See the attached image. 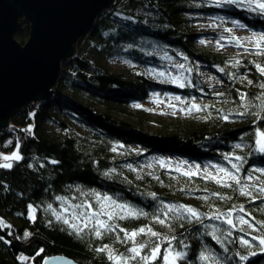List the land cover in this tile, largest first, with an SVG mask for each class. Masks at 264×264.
<instances>
[{
    "label": "trees",
    "instance_id": "obj_1",
    "mask_svg": "<svg viewBox=\"0 0 264 264\" xmlns=\"http://www.w3.org/2000/svg\"><path fill=\"white\" fill-rule=\"evenodd\" d=\"M226 2L114 0L75 43L73 56L61 61L48 98L11 113L8 124L0 128V165H12L0 167V220L5 225L0 226V264H42L50 254L65 255L79 264H113L109 252L98 251L104 246L117 258L129 257L132 243L123 240L122 232L106 231L97 238L89 228L77 235L57 219L61 201L93 203L104 196L147 214H124V219L117 217L111 223L130 232L151 227L159 233L161 254L167 247L164 241L175 237V250L188 254L178 264H210L199 259L205 249L206 254L215 253L219 264H264V250L236 242L244 235L239 225L225 238L221 233L228 226L206 218L243 206L250 214L245 218L259 226L264 223V197L253 189L257 197L253 201L240 194L238 185L226 187L204 174L186 175L160 162L176 157L205 168L229 167L244 184H251L245 180L251 174L255 184L264 186V152L256 144L257 130L264 132V76L256 64L264 65V55L253 50V42L264 35V15L239 2ZM207 15L239 20L251 40L221 45L227 41L220 34L198 29L197 22ZM28 35L29 24L21 17L14 38L23 44ZM112 57L132 66L109 71L101 60ZM172 60L183 61L190 83L180 87L155 77L154 69H166ZM204 66L214 71L219 85L201 83L198 70ZM240 93L246 99L241 100ZM176 96L185 111L176 120L158 119L151 126L132 108L151 100L169 102ZM192 103L201 107L191 108ZM14 152L21 159H3ZM164 205L191 207L203 223L186 214L165 217ZM157 215L166 222L157 223ZM209 225L221 230L216 235L228 252L212 238ZM244 229L245 239L264 235L246 225ZM156 239L150 234L136 237L137 244L148 246L142 254ZM181 241L188 247L182 248ZM237 252L248 259L241 260ZM19 254L30 262L20 260ZM130 264L141 262L133 259Z\"/></svg>",
    "mask_w": 264,
    "mask_h": 264
},
{
    "label": "water",
    "instance_id": "obj_2",
    "mask_svg": "<svg viewBox=\"0 0 264 264\" xmlns=\"http://www.w3.org/2000/svg\"><path fill=\"white\" fill-rule=\"evenodd\" d=\"M113 1L0 0V128L15 109L48 98L61 61L73 56L77 40ZM21 17L30 25L23 44L14 38ZM45 262L79 264L61 254L47 255Z\"/></svg>",
    "mask_w": 264,
    "mask_h": 264
},
{
    "label": "snow or ice",
    "instance_id": "obj_3",
    "mask_svg": "<svg viewBox=\"0 0 264 264\" xmlns=\"http://www.w3.org/2000/svg\"><path fill=\"white\" fill-rule=\"evenodd\" d=\"M229 3H233L234 0H228ZM242 2L249 8H252L255 11H259L260 14L264 15V0H242ZM226 31H231L230 29H226ZM254 36H256V33H253ZM203 43V41H201ZM253 50L256 52V54L264 55V35H259L258 39L253 42ZM177 67L183 68V65H178ZM256 68L260 72L262 76H264V65L256 64ZM160 76H164L165 73L161 72L159 74ZM248 83H252L251 80L248 81ZM180 87H183V84L179 85ZM262 88H264V84L261 85ZM173 99L179 101L181 98L179 96L174 97ZM240 99L244 100L246 99V94L240 93ZM170 107L175 108V105H169ZM201 106L196 105L195 103L191 104V108L199 109ZM206 107V106H205ZM181 111H184V109H180ZM191 110V109H189ZM243 114V113H241ZM256 144L258 146V150L260 152H264V132H261L259 129L257 130V139ZM237 148L240 147L239 144L236 145ZM239 158V157H238ZM4 160H10L15 159L19 160L21 157L19 156L18 152H14L11 157L5 156L3 157ZM0 167L5 168H11L12 165L10 163H5L3 165H0ZM233 168L236 170H239L238 165H233ZM259 171V170H257ZM219 172L224 174L225 177H227L228 181H231L232 183H226L224 180L219 179L215 176H208L206 174L205 178H210L215 180L217 183L222 184L226 187H232L233 184L239 186V191L241 195L249 196L253 201L257 198L256 196H253L252 190L255 189V191L262 197H264V186H257V185H251V184H244L236 174L229 172L227 169L220 167ZM187 175V174H186ZM246 180L251 181L253 180V176L251 174H247L245 177ZM256 180H259L260 177H256ZM245 189H248L247 191ZM57 199H60L59 197ZM102 200L108 201L109 204L107 207L101 205L98 208H93L91 203H82L75 205L72 210H66L67 215L69 218H63L61 216H57V219H63V222L65 224H68L73 230L79 235L81 232H83L85 229H91L93 235H95L97 238H100L103 236V234L106 231L111 232H122L123 233V240L124 241H131L132 247L128 249L130 253H132L129 257H121L119 258V261H117V256L113 255L111 251L107 248V246H104L98 251L101 252H109L108 259L110 261H113V264H127L128 260L132 259H139L141 264H155L157 260L161 261V264H178V262L182 259H186L188 254L185 251H176L173 247V241L176 239L175 237H172L170 239H166L164 243L167 244V247L164 249L163 254H161V247L163 246L161 243V240L159 239V233L152 230L151 227H140L138 230L134 231H128L125 228L120 227L118 224L111 223V221L115 220L117 217L120 219H124V212H127L129 216L134 215H147L144 212H136L135 210H132L129 208V206L124 204H117L114 200H112L111 197L104 196L102 197ZM51 207V206H49ZM166 211H163L161 214L165 217H167L168 213H179L180 215L186 214L189 219H196L200 223H203V221L200 218V214L192 209L191 207H187L184 205H164L163 206ZM116 209H119L120 211H116ZM79 210V211H77ZM29 211L32 212L34 209L31 205H29ZM250 214L246 212L243 206L240 208L232 207L228 210L226 214L221 213H213V215L206 217L209 220H221L222 223L226 224L228 226V231L226 233H221V235H224L225 238L231 237L233 235V232L237 230V225H239V231L241 233H244V235H241L237 239V243L239 245L245 247V248H252L253 246L260 247L262 250H264V235L260 236H251L250 239H245V235H248V233H245L244 226L246 225L247 228L250 231H259L261 233H264V223H261L259 226H257L256 223H253L252 220L246 219V216H249ZM155 221L157 223H165V219H161L160 215H157L154 217ZM0 226L3 225V221L0 220ZM212 228V232L210 233L212 235V238L216 241L217 244H220L224 252H228L229 249L225 246L224 241L220 238V236L216 235L217 232H220L221 230L215 226H207ZM150 234L151 237L157 238L155 242L153 243L152 247L148 250L147 253L142 254L144 252V249L148 246L146 244H137L136 237L139 235H147ZM28 234L25 233V236ZM3 237H0V240H2ZM117 239H120L119 234H117ZM181 247L187 248L188 245L184 244L181 241ZM207 249L205 251H201L199 253V259L201 262H210V264H219V259L215 255V253H207ZM236 255L241 260H247L248 257L241 255L239 252L236 253ZM21 260H25L26 257L21 256ZM46 264V262H45Z\"/></svg>",
    "mask_w": 264,
    "mask_h": 264
},
{
    "label": "rangeland",
    "instance_id": "obj_4",
    "mask_svg": "<svg viewBox=\"0 0 264 264\" xmlns=\"http://www.w3.org/2000/svg\"><path fill=\"white\" fill-rule=\"evenodd\" d=\"M209 1L216 2V4L220 2L221 4H218V5H222L227 0H209ZM234 2H238V1H234ZM239 4H241L242 7L247 8V6L243 4L242 1L239 2ZM249 9L253 10L252 8H249ZM210 17L211 16L207 15L205 17L200 18V20L197 22L198 29L200 32L205 33V34H211V35L214 33L220 34L221 38L227 41L226 43H222L221 45L232 44L234 39L240 40L244 44H246L247 42L251 40L250 33L247 30L243 29V26L239 20L234 19L233 17L231 18L224 17L222 15H219V17H214V18H210ZM219 18L224 20V22L226 23L223 24L222 22H220ZM29 28H30V25H29ZM226 29H230L231 31H226ZM27 38L25 39V41L27 40ZM101 62L105 66V68L108 69L109 71H125L132 66V64L128 60L117 58V57L102 59ZM178 65H183V68L177 67ZM154 72L157 74L155 77L158 78L159 76L162 78L160 80L167 79L170 83L178 85V86L180 84L184 85L186 82L190 83V73L185 67L183 61L181 60H172L169 63L168 68L166 69L156 68L154 69ZM161 72L165 73V75L160 76L159 74ZM198 72H199V79L201 83L204 84L205 86L211 87V86H217L220 84V80L218 79L217 75L208 66L200 67ZM170 104L175 105V108L170 107L169 106ZM133 107H134L133 111H135L134 113H137L138 111V113L144 115L148 120L147 124L151 126H154V124H156V121L158 119H164L167 121L173 120V119L176 120L177 118L182 117L183 114L185 113V111L180 110V109H183V106L181 104L176 103L175 99H170L169 102H163V101L156 102L155 100L145 101V102H141L138 104H134L132 108ZM160 162H161V165H164L170 169H173L175 171H178L184 174H204V175L207 174L208 176H215L222 180L227 179V177H225L224 174L219 172L220 167L218 165L216 167H212L213 166L212 165V166L205 168L199 164L192 163V162L183 160L181 158H176V157H168V159L166 160L162 159ZM233 165H234V162L231 163V166ZM223 168L227 169L229 172L236 174V171L229 169V167H223ZM246 182L257 185L255 184V182H253V180L251 181L246 180ZM78 204H82V203H74V202L67 201V200L61 201L58 215L63 218H69L66 210H72L74 206ZM91 204L93 208H98L101 205L107 207L109 202L102 200V198H98ZM116 211H120V210L116 209ZM29 214L30 216H33V211L32 212L29 211ZM124 214H128V213L124 212L123 215ZM131 255L132 253L129 254V256ZM21 256L26 257L23 254H19L18 255L19 259ZM23 261L30 262V259L26 257V259ZM117 261H119V258H117ZM130 261L131 260H128L127 264H130ZM159 264H161V261Z\"/></svg>",
    "mask_w": 264,
    "mask_h": 264
}]
</instances>
